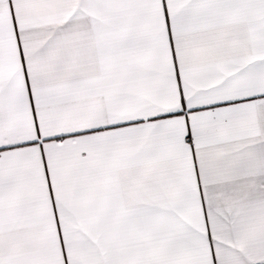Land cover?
<instances>
[{
    "label": "snow or ice",
    "instance_id": "snow-or-ice-1",
    "mask_svg": "<svg viewBox=\"0 0 264 264\" xmlns=\"http://www.w3.org/2000/svg\"><path fill=\"white\" fill-rule=\"evenodd\" d=\"M0 264H264V0H0Z\"/></svg>",
    "mask_w": 264,
    "mask_h": 264
}]
</instances>
